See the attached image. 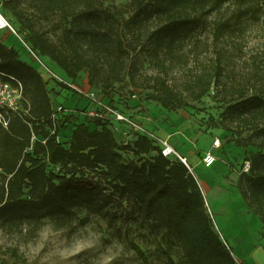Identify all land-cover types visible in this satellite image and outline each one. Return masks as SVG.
<instances>
[{"label":"trees","instance_id":"1","mask_svg":"<svg viewBox=\"0 0 264 264\" xmlns=\"http://www.w3.org/2000/svg\"><path fill=\"white\" fill-rule=\"evenodd\" d=\"M3 8L35 53L73 82L87 74L88 87L105 95L129 81L175 112L214 91L223 109L215 128L245 151L250 171L240 174L237 189L264 237V0H4ZM51 18L53 38L38 28ZM250 36L263 56L246 60ZM0 74L18 81L23 94V110H0L8 121L0 123L3 232L31 241L47 223L62 230L87 214L104 221L142 264H241L180 160L164 157L146 136L121 144L110 123L94 118L74 122L63 143L73 117L53 119L47 82L2 42Z\"/></svg>","mask_w":264,"mask_h":264},{"label":"rangeland","instance_id":"2","mask_svg":"<svg viewBox=\"0 0 264 264\" xmlns=\"http://www.w3.org/2000/svg\"><path fill=\"white\" fill-rule=\"evenodd\" d=\"M3 2L4 0H0V12L16 33L8 29L2 30L0 42L18 50L21 59L41 73L47 82L53 107L63 106L66 116L73 117L72 123H68V129L59 136L61 142L67 143L74 122L93 121L88 115L92 105L84 96L69 89L67 85L88 91L90 90L87 84L88 76L83 73L76 82L67 76L60 77L51 63L43 57V61L58 78L42 70L33 60L29 51L30 46L25 41V34L20 31L19 24L12 15L3 8ZM127 4L125 1L116 3L120 7H126ZM56 20L51 18L49 21L40 22L38 28L53 38L51 34H54L57 28ZM262 49L259 39L250 36V45L242 57L251 60L250 56L257 51L262 57ZM140 58L138 56L136 60H141ZM239 62L238 70H241L243 61ZM145 67L148 73H152V70L147 68L148 65ZM65 87L69 88L65 89ZM149 94V90L135 89L129 81H126L108 91L104 101L126 115L131 109L148 107L146 111H150L152 117L159 118L156 136L163 140L167 134L179 131V134H175L171 139V143L178 142L180 154L187 155L192 160L190 164L193 174L201 184L208 212L221 238L231 248L238 263L264 264L262 223L247 206L237 189L239 176L245 172L247 163L245 151L234 145V137L231 133L215 128L223 109L220 104L213 101L214 91L200 102L191 103L190 107L177 110L176 113H171L163 109L159 103L149 100ZM133 95L137 98L133 99ZM131 101L137 105L133 107ZM178 117L179 125H177ZM112 124L115 127L117 125L115 122ZM90 125L94 127V124ZM119 129L120 131H113L117 140L121 144L129 142L127 135L123 134L128 129L123 125ZM215 139L220 141L218 149L211 148ZM207 152L215 155L229 154L227 163L233 169L232 178H225L220 170L221 165L209 169L201 163L202 157ZM113 234L114 232L104 221L87 214L78 216L71 227L62 230H56L47 223L39 236L31 241L21 235L6 234L0 229V264H142L133 252L125 250ZM145 247L142 245L146 251L153 249V247ZM154 264L160 263L154 261Z\"/></svg>","mask_w":264,"mask_h":264},{"label":"built area","instance_id":"3","mask_svg":"<svg viewBox=\"0 0 264 264\" xmlns=\"http://www.w3.org/2000/svg\"><path fill=\"white\" fill-rule=\"evenodd\" d=\"M8 29L13 33H16L15 29L6 21V19L2 16L0 12V32L2 30ZM33 56V60L37 65L47 73L52 74L55 78H58L52 71L48 68L46 63L43 61L42 57L35 53L31 48H29ZM60 78V77H59ZM12 80H14L12 78ZM15 85L10 81L6 80L3 75L0 74V110L4 112H19L22 109V86L21 84L14 80ZM66 83V82H64ZM72 90L80 93L82 96L86 98V100L92 105L88 115L91 118L98 119L102 122H108L112 126L114 130H117L121 124H126L134 128V131L140 130L139 127L133 123V121L124 113L115 110L109 102H105L104 99L106 95L103 94L100 90H82L74 85L67 84ZM137 96L133 95V99H136ZM65 108L63 106H58L57 108L53 107V119L58 117L60 114H65ZM66 115V114H65ZM113 122L117 123L116 127L113 126ZM0 123L7 127L8 121L5 120L2 115H0ZM159 147L162 155L168 159L172 160H180L183 164H185L191 171V167L185 157H183L170 143L168 140H153ZM220 147V141L215 139L212 143L213 149H218ZM218 158L215 154L208 152L206 153L202 159L201 163L206 168H211L216 162ZM245 173H249L250 171V163L247 162L245 165Z\"/></svg>","mask_w":264,"mask_h":264},{"label":"crops","instance_id":"4","mask_svg":"<svg viewBox=\"0 0 264 264\" xmlns=\"http://www.w3.org/2000/svg\"><path fill=\"white\" fill-rule=\"evenodd\" d=\"M47 60L51 63L53 69L57 72V74L60 77L66 76L65 73L63 71H61L53 62H51L49 59H47ZM106 95H107V93H106ZM131 102L130 103H131V105L133 107L137 105L133 101H131ZM147 108L148 107H145L144 109L143 108H139L137 110L131 109L129 112H127L128 113L127 116L129 118H132L133 123L136 124L139 127V129H140L138 131H134V130H132V127L131 126L126 125V124H121V126L123 125L124 127H126L128 129L127 131L123 132V134L127 135V140L128 141L135 140L138 135L146 136L147 138H149L152 141L155 140V139L158 140V141L160 139H162V138L156 136V134H157L156 131H158V129H157V127H158L157 126V123L159 121V118L152 117V113L150 111H146ZM144 110H145V112H144ZM167 120L171 121V119H168V118H167ZM177 125H179V117L177 119ZM119 127H118L117 131H120ZM160 127H162V125ZM175 134L176 135L179 134V131L178 132H174V133L167 134V136L165 137V140H168L169 143L179 152V143L178 142L171 143V139L175 136ZM211 148H212V146H211ZM228 155H229L228 153H225V154L222 153V155H216L217 158H218V160H217V162L212 167H215L216 168L217 166H220L221 165L222 167L220 166V168H221L220 170H221L222 174L225 176V178H228L229 179V178H232L231 176H233V169L230 168V166L227 163V157H228ZM182 156L185 157V158H187V161H188V163H189V165L191 167V172L193 173V168H192V166L190 164L192 162V160L189 159L187 157V155H182ZM197 181L199 182L198 179H197ZM199 184H200V182H199ZM200 186H201V184H200ZM203 193H204V191H203ZM262 239H263V242H264V237L263 236H262Z\"/></svg>","mask_w":264,"mask_h":264}]
</instances>
